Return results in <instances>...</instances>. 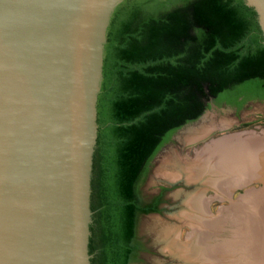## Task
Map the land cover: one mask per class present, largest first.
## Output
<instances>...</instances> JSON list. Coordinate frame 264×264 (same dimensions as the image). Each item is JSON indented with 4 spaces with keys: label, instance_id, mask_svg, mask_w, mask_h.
Instances as JSON below:
<instances>
[{
    "label": "water",
    "instance_id": "95a60500",
    "mask_svg": "<svg viewBox=\"0 0 264 264\" xmlns=\"http://www.w3.org/2000/svg\"><path fill=\"white\" fill-rule=\"evenodd\" d=\"M122 1L0 0V264H90L103 46ZM244 2L264 45V0Z\"/></svg>",
    "mask_w": 264,
    "mask_h": 264
},
{
    "label": "trees",
    "instance_id": "16d2710c",
    "mask_svg": "<svg viewBox=\"0 0 264 264\" xmlns=\"http://www.w3.org/2000/svg\"><path fill=\"white\" fill-rule=\"evenodd\" d=\"M264 100V45L244 0H123L106 29L97 98L90 264H129L151 161L209 102ZM92 253L94 255H92Z\"/></svg>",
    "mask_w": 264,
    "mask_h": 264
},
{
    "label": "bare ground",
    "instance_id": "6f19581e",
    "mask_svg": "<svg viewBox=\"0 0 264 264\" xmlns=\"http://www.w3.org/2000/svg\"><path fill=\"white\" fill-rule=\"evenodd\" d=\"M230 121L204 115L194 125L179 131L176 137L179 147L166 149L160 157L156 176L170 184L180 183L186 190L172 194V199L179 201V211L171 216L172 219L151 218L142 225V231L151 238L156 249L168 257L165 262L152 259L151 264H218L219 259L230 261L225 255L229 256V250L233 254L240 248L233 241L236 233H232L233 240L228 244L219 239L223 216L209 219L207 206L210 199L205 198V193L211 191L214 198H225L241 181H263L264 139L254 134L230 135L204 143L194 149L193 155L179 150L184 145L204 140L217 128H225ZM181 223L191 228L185 242L177 239L176 232ZM246 239L248 242L247 235Z\"/></svg>",
    "mask_w": 264,
    "mask_h": 264
},
{
    "label": "rangeland",
    "instance_id": "374dc122",
    "mask_svg": "<svg viewBox=\"0 0 264 264\" xmlns=\"http://www.w3.org/2000/svg\"><path fill=\"white\" fill-rule=\"evenodd\" d=\"M205 115L213 116L216 120L223 117L231 121L225 128H217L204 140L182 146V149L179 150L183 153L193 155L194 149L201 147L204 143L230 135L254 134L257 138L264 139V100H248L237 111L224 106L223 103L216 105L210 101ZM179 131L172 135L151 161L138 188V196L143 203H148L160 196V206L157 214L137 218L132 242L136 251L129 264H151L152 259L168 261L167 255L160 253L153 245L151 238L142 231V225L151 218L167 220L168 217L171 218L179 211V201L173 200L172 194L183 189L186 190L185 187L180 183L170 184L156 176L155 172L158 161L165 150L179 147L176 141V137L181 132ZM225 196V198H214L213 192L206 191L205 198L210 199L207 206L209 219L213 220L215 216L221 219L223 216L221 220L223 230L219 239L222 242L227 241L225 243L228 244L233 240L232 233H236L233 241L239 244L240 248L238 247L233 254L229 250V256L225 255L230 258V261L219 259L218 264H264V179L263 181H241L236 189ZM186 225L185 223L178 224L176 234L180 242H185L187 234L191 231V228ZM234 227L239 229L235 230ZM228 229L230 231L227 233ZM246 235L249 239L248 242Z\"/></svg>",
    "mask_w": 264,
    "mask_h": 264
},
{
    "label": "flooded vegetation",
    "instance_id": "af4514ba",
    "mask_svg": "<svg viewBox=\"0 0 264 264\" xmlns=\"http://www.w3.org/2000/svg\"><path fill=\"white\" fill-rule=\"evenodd\" d=\"M244 103H245V102H244ZM244 103H243V104H244ZM223 104H224V106H226V107L233 108L235 111L238 110L236 106H233V105H230V104H226V103H223ZM155 198H157V197H155ZM158 198H159V203H158V205H157V210L159 211V206H160V196H158ZM141 202H142V201H141ZM150 202H152V200L149 201L148 203H150ZM148 203H143V202H142L143 205H146V204H148ZM158 211H157L156 213H150V214H146V215L157 214ZM146 215H138V216L136 217V219H135V226H136V220H137V218H138L139 216H146ZM134 236H135V234H134ZM92 255H94V254L92 253ZM163 262H164V261H163Z\"/></svg>",
    "mask_w": 264,
    "mask_h": 264
}]
</instances>
